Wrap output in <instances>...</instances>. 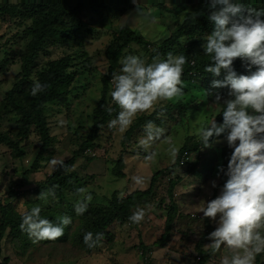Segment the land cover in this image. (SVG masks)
Segmentation results:
<instances>
[{
	"label": "trees",
	"instance_id": "trees-1",
	"mask_svg": "<svg viewBox=\"0 0 264 264\" xmlns=\"http://www.w3.org/2000/svg\"><path fill=\"white\" fill-rule=\"evenodd\" d=\"M141 1L151 5L148 13H145L151 14L152 6L155 9L156 5H161L164 0ZM189 1H196V12L192 16V21L186 20V25L178 26L169 36L163 40H157L155 46L151 43L150 47L146 35L140 30L129 24L118 26L115 23L114 17L118 18V15L120 16L125 10L131 11L135 8H130L131 0H20L16 6L0 5V11L4 10L7 14L19 16L26 29L30 30L24 32V36L19 39L28 47L27 52L18 55L23 60L22 78L15 85L21 92L10 93L3 105L4 110L16 120L17 131L0 133V143L9 147L13 159L18 158L17 160L22 161L27 154L23 147L24 142L29 138L31 126L34 125L35 130L32 133L37 135L39 147L35 158L28 165L22 162V166H17V160H12V164H15L12 167V172L5 170L6 167L3 168L6 174L12 177V187L10 189L6 185L5 188L0 187L1 191L5 189L2 192L4 195L0 197V264H10L11 262L10 257L2 258L1 256L2 240L6 234L15 239V245L18 248L39 247V243L47 242L49 244L58 240L74 242L70 235L69 225L72 220L80 221L82 214H79L76 209L77 205L68 196L71 193L80 194L85 188L86 182L79 177L72 166L77 156L85 152L87 156L91 157L90 155L96 152L93 148L98 144L96 140L104 135L102 134L103 130L108 129L112 118L116 119L125 110L132 107H138L137 110L147 109L149 103L150 106L152 105L154 96H157L158 99L155 101L157 103L154 104V107L160 103H168L172 106L182 104L184 109L190 108L189 103L191 102H188L186 92L192 93L195 98L203 97L207 100L213 90L223 88L220 95L229 94L236 97L242 94L245 96L244 100H248V95L252 93L251 90L248 94L250 85H255V81L264 78V71L253 69V61L250 58L253 48L263 40L264 26L258 25L257 19L264 20V0ZM241 6L245 7L244 10L233 18V21L239 24L238 34L228 39L217 40L222 31L227 32L232 29L229 15H232L234 10ZM86 12L90 17L85 15ZM95 13H98L99 18ZM156 14H159V11ZM107 16L110 17L109 21L106 19ZM113 27L116 30L109 39L104 52L108 59L109 71L101 78L100 96L90 117L91 124L87 126L79 123L89 131L85 140L80 144V151L76 150L72 158L60 161L49 176L44 175L45 181L34 179L32 177L34 172L45 166L46 162L44 161H48L45 160L44 154L48 152L54 154L56 148L54 147L56 137L47 122L46 109L52 105L71 104L69 88L70 86L75 88L73 83L75 78H79L76 73L79 71L85 74L90 71V67L87 66L91 60V55L87 50L90 38L100 35L104 28L113 29ZM200 44L205 46L206 53L198 48ZM132 46L141 47L140 50L134 51ZM59 47L64 48L63 52L57 56H50V48L53 52ZM69 48L75 49V51L69 52ZM41 52L45 53L46 58L41 61L42 67L37 73L39 78L34 83L31 79L30 66ZM134 52L142 54V56L138 55L142 58L148 55V61L145 63L140 60L138 66H131L126 58L137 57ZM211 53L214 55L213 58H211ZM217 56H220L221 60H225V62L234 63V68L222 78L221 82L215 83V78L218 76L216 71L219 69ZM261 57H264V54ZM154 59L161 60L162 63L159 68L155 67L156 69L151 71L149 67ZM135 60L133 64L136 63ZM263 61L261 60L262 64ZM6 63L8 60L0 62V71L4 69ZM176 63H179L178 67H175ZM124 72L126 74L122 78ZM250 78L254 82H251ZM88 80L91 81V78ZM66 83L67 90L60 89ZM26 86L30 89L24 91ZM178 95L180 97L177 98ZM170 105L169 108L172 110ZM252 107V104H248L242 117L248 116ZM169 108L164 109V112H169ZM158 111L150 116L141 115L136 123L129 127L122 141L123 151H128L135 134L141 133V130H144L150 121L159 119V117H154ZM230 113V108L224 105L217 115L216 122L204 134L203 141H193L186 148L180 149L174 163L175 166L182 163L185 153L190 154L191 151L198 150L211 138L221 137L224 133L218 132V125L226 120L233 121ZM257 123L261 127V131L255 135L258 145L256 163L248 165L243 158V151L247 150L248 146H244L242 149L231 146L220 148L221 154L218 162L209 168L213 176H218L220 182L215 187L214 194L207 205L205 217L208 218L215 196L217 197L218 190L224 184L248 183L264 169V114ZM237 129L233 135V138L236 139L243 132L249 131L247 126H239ZM142 153L147 154L145 151ZM236 163L242 164L243 169L239 173L227 177V171ZM0 165H2L1 162ZM19 168L21 171L18 172ZM124 169L123 158L120 157L112 167V172L118 177H125ZM162 170L152 175L147 187L134 190L118 206L111 208L100 206L89 210L87 213L90 216L88 227L83 228L81 223L80 230L82 232L74 236L75 242L78 243L74 242L75 245L84 247L87 252H91L102 239H113V234L106 230L108 225L114 221L113 212H118L121 219L129 221L130 225H133L137 223L136 219H139L137 213L132 209L134 204L140 202L143 205L150 201H158L159 205L164 207L165 232L154 244L160 248L165 247L174 235L176 221L182 214L175 198L177 182H170L166 195L157 196L156 185ZM188 170L198 173L197 164H193ZM17 173L20 175L15 178ZM197 176L201 178L203 173L199 172ZM28 195L36 198L31 200ZM261 200H264V189L257 202H261ZM242 206L238 203L234 206L233 212L217 232L218 235L213 246L210 245L205 249L206 242L198 245L197 249L200 255H197L196 263L207 264L211 254L221 245L224 228L237 217ZM64 221L65 224H63ZM206 224L209 226L208 219ZM206 237L213 240L214 235L210 233ZM125 243L127 244V239ZM138 248L143 264H152L155 255L151 247L141 243ZM128 249L132 248L130 249V246L127 245L124 251ZM82 262H87L84 255Z\"/></svg>",
	"mask_w": 264,
	"mask_h": 264
},
{
	"label": "rangeland",
	"instance_id": "rangeland-1",
	"mask_svg": "<svg viewBox=\"0 0 264 264\" xmlns=\"http://www.w3.org/2000/svg\"><path fill=\"white\" fill-rule=\"evenodd\" d=\"M18 2L20 0H0V5L16 6ZM145 4L146 8L144 9ZM150 6L145 1L131 0L130 8H135L131 11L125 10L120 16L118 15V18L114 17V19L118 26L129 24L140 30L154 45L157 40L165 39L174 31L177 21L184 19V12L179 16L171 14L160 18L154 14L153 6L152 13L145 14L148 13ZM165 11L164 9L163 13ZM95 14L99 18L98 13ZM85 15L90 17L88 12ZM188 17H191L190 14ZM106 19L109 21L110 17L107 16ZM115 27L113 29L104 28L100 35L90 38L87 46L91 55V60L87 63L90 71L85 74L79 71L76 73L79 78H75L73 83L75 88L72 86L69 88L71 104L52 105L46 109L47 122L56 137L54 145L56 148L54 154L49 152L44 154L45 160L48 161H44L46 162L45 166L34 172L35 174L32 176L34 179L45 181L44 175L49 176L60 161L70 159L76 150L80 151V144L89 132L81 124L87 126L91 124L90 117L100 96L101 78L109 71L108 59L104 52L109 39L116 30ZM28 31L30 30L26 29L19 16L7 14L4 10L0 11V62L8 60L4 69L0 71V133L17 131L16 120L4 110L3 105L10 93L21 92L15 85L22 78L23 60L18 55L27 52L28 47L19 39L24 36V32ZM229 36L227 32L222 31L217 40L228 39ZM140 47L132 46L134 51L140 50ZM198 48L203 53L207 52L203 44H200ZM63 49L59 47L52 52V48H50V56L60 55ZM68 51L74 52L75 49L69 48ZM134 54L137 57L126 58L133 67L138 66L140 60L146 63L149 59L148 55L142 58L138 57V55L142 56L139 52H134ZM212 54L211 56H213ZM45 58V53L41 52L35 60L37 62L31 63V79L34 83L38 81L37 73L42 67V59ZM134 60L135 64H133ZM161 63V60L154 59L149 69L153 71L159 68ZM178 66L179 63H176L175 67ZM125 74L124 72L122 78ZM88 78H91V81ZM29 89L30 87L26 86L24 91ZM60 89L66 91L67 83ZM185 94H187L188 102L191 101L188 109H184L182 104L172 106L168 103H160L154 107V104L157 103L155 101H158L157 96H154L152 105L150 106L149 103L147 109L137 110L138 107H132L125 110L116 119L112 118L108 129L103 130L102 134L104 135L96 140L98 144L93 147L96 152H93L91 157L87 156L85 152L76 157L72 167L86 184L80 194L71 193L68 196L77 205L76 209L79 214H82L81 222L75 219L69 225L70 235L75 242L74 236L82 232L80 230L82 224L83 228L88 227L90 216L87 213L89 210L100 206L110 208L118 206L134 190L147 187L152 175L163 169L156 185L157 196L166 195L170 182H177L175 198L182 214L176 221L174 235L165 247L160 248L154 244L165 232L164 207L160 206L158 201H150L143 205L138 202L132 206L139 218L133 225H130L129 221L121 219L118 212H113L114 221L106 228L109 233L113 234V239H102L91 252H87L84 247L75 245L77 242L74 243L71 240H58L49 244L45 242L46 246L39 243V247L18 248L15 245V239L6 234L2 240V258L10 257V264H143L138 246L144 243L151 247L155 255L152 264H195L197 255H200L197 249L198 245L206 242L205 249L214 245L217 232L223 227L233 212L234 206L238 203L243 205L242 209L238 212L237 217L224 228L221 245L211 254L207 264H264V200L257 202L264 189V169L248 183L224 184L218 190L217 197L215 196L208 218L205 217L207 205L214 194L215 187L220 182L218 176H213L209 170L218 162L221 154L220 148L231 146L242 149L244 146H248L249 148L243 151V158L248 165L256 163L258 145L255 135L261 131V127L254 118V115L258 113L257 109H254L257 108V105H253L248 116L242 117L247 103L235 101L231 95H220V89L213 90L207 100L203 97L195 98L192 93L186 92ZM169 105L172 106V110ZM224 105L230 108V116L234 119L233 121L226 120L218 125L219 132L224 134L215 138L213 142L205 143L201 149L191 151L184 164L180 163L175 166L174 163L180 149L186 148L193 141H203L204 134L216 121L217 115ZM167 108L170 111L164 112V109ZM156 111L158 113L154 117H159V119L150 121L148 126L141 130V133L135 134L131 141L133 144H130L128 151H123L122 141L129 127L135 124L141 115L150 116ZM165 121L168 122L164 123ZM80 122L81 124H79ZM239 126H247L249 131L243 132L237 139L233 138ZM34 130L35 126L33 125L30 129V136L23 146L27 154L22 161L19 159L20 162L17 160L18 158L11 157L12 154H10L7 145L0 143V162L2 164L0 165V187L5 188V185L9 189L12 187V177L5 171L12 172V167L15 166L14 163L12 164V160H17L16 165L22 166L23 164L28 165L35 158L39 147L38 137L32 133ZM142 151L147 154L144 155ZM120 157L123 158L125 177H118L112 172V167ZM193 164H197L198 173L188 170ZM4 167H6L5 170H3ZM241 169H243L242 164H233L226 175H228L227 177L233 176ZM19 171H21L20 168ZM199 172L203 173L201 178L197 176ZM19 175L20 173H17L15 178H18ZM1 190L2 188H0V197L4 195L2 192L5 189ZM29 198L33 200L36 197L29 196ZM207 219L209 226L206 224ZM210 233L214 235L213 240L206 237ZM126 239L127 244L125 243ZM127 245L132 249L124 251ZM83 255L87 260L86 263L82 262Z\"/></svg>",
	"mask_w": 264,
	"mask_h": 264
},
{
	"label": "clouds",
	"instance_id": "clouds-1",
	"mask_svg": "<svg viewBox=\"0 0 264 264\" xmlns=\"http://www.w3.org/2000/svg\"><path fill=\"white\" fill-rule=\"evenodd\" d=\"M244 8L245 7L241 6L237 9H235L234 13L232 15H229V18L231 21L230 25L232 28L231 30L227 31V34L230 35L229 38L238 34L239 24L235 23L233 21V18L236 15L238 16L240 14V12L244 10ZM164 9L166 10L165 13H163ZM191 9H194V11H191ZM157 11H159V14H156ZM182 12H184V19L177 21L175 29L178 26L186 25V23H185L186 20L190 19V22L192 21V16L196 12V1L164 0L161 5H156L154 14H156L158 17L161 18L163 16L171 15V14L179 16V15L183 14ZM188 14H190L191 17H188ZM257 23H258V25L264 26V20L263 19L258 18ZM262 36H263L262 42L253 48L250 58L253 61V69H258V70L264 71V61H263V64L261 63V60H264L263 59L264 57H261L264 54V34H262ZM150 45H151V43L148 46L150 47ZM151 48H153V47L151 46ZM213 56L211 58H213ZM217 63H218L219 69L216 71L218 73V76L215 78V83L221 82L222 78L228 72L232 71L234 68V63H231V61L225 62V60H221L220 56H217ZM251 82H254V81L251 79ZM254 83H256V84L255 85L252 84L249 87L248 94L251 90H252V93L250 95H248V100H244V98H245L244 95H239L236 97L232 96V99L235 101L238 100L240 102H246L247 105L248 104H252L254 106L257 105V108H254V109H257L258 113L254 115V118H255V121L258 122V120H260L261 116L264 114V78L261 79L260 81H255ZM222 91H223V88H220V93H222ZM226 95H229V94H226ZM239 97H241V98H239ZM218 132H219V130H218ZM217 137L218 136H216L215 138H217ZM215 138H211L210 142H213L215 140ZM201 148H202V146L200 147V149ZM185 154L186 155H184L182 158L183 164L186 162L188 155H190L191 153L190 154L185 153Z\"/></svg>",
	"mask_w": 264,
	"mask_h": 264
}]
</instances>
